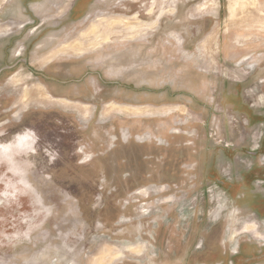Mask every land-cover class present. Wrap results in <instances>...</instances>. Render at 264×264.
I'll use <instances>...</instances> for the list:
<instances>
[{"label": "rangeland", "instance_id": "rangeland-1", "mask_svg": "<svg viewBox=\"0 0 264 264\" xmlns=\"http://www.w3.org/2000/svg\"><path fill=\"white\" fill-rule=\"evenodd\" d=\"M27 132L0 264H264V0H0V147Z\"/></svg>", "mask_w": 264, "mask_h": 264}, {"label": "bare ground", "instance_id": "bare-ground-1", "mask_svg": "<svg viewBox=\"0 0 264 264\" xmlns=\"http://www.w3.org/2000/svg\"><path fill=\"white\" fill-rule=\"evenodd\" d=\"M153 27V25H151ZM148 27V26H147ZM97 27H94L92 31L96 30ZM135 33L132 35H129V37H132L134 35L138 36L142 29L145 31L146 30V25L140 26V23H138L135 26ZM98 44V43H97ZM76 49L78 50H83L81 47L82 44H76L75 45ZM107 66V63H103L102 65L98 66L99 68L105 69ZM95 68H97V65H95ZM39 92H42L43 95H48L44 90H38ZM28 94L31 95L30 91H28ZM42 95V96H43ZM55 98V97H54ZM59 99V98H58ZM64 101L72 103L66 99L63 98ZM127 100V106L121 111H126L132 108L130 104V98H126ZM78 106H81L84 108L83 103H77L75 102ZM114 109V108H113ZM28 133V132H27ZM38 140V139H37ZM36 140L34 139V136L31 135L30 133L28 134H21L17 135L12 142H9L7 144H1L2 146L0 147V153H1V161L3 164L9 169V172L12 173L15 177L18 178V180L22 182L25 181L26 176L25 174H21V172H18L19 166L23 167L24 169H30V164L28 161H24L22 157H28L29 154H35L36 152ZM30 184V183H29Z\"/></svg>", "mask_w": 264, "mask_h": 264}]
</instances>
